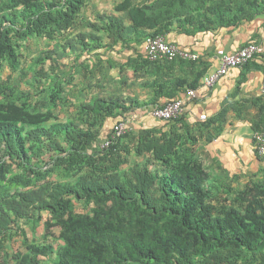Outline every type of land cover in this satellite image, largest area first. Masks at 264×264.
<instances>
[{
    "label": "trees",
    "instance_id": "16d2710c",
    "mask_svg": "<svg viewBox=\"0 0 264 264\" xmlns=\"http://www.w3.org/2000/svg\"><path fill=\"white\" fill-rule=\"evenodd\" d=\"M137 1L116 6L129 12L137 44L164 36L174 22L190 32H213L264 14V0H152L143 6ZM87 2L2 0L0 72L3 64L13 73L21 70L19 50L32 38L59 40L84 24L92 32L76 37L83 55L103 47L97 33L109 39L105 47L121 43L136 50L123 20L99 16L87 23ZM162 63L172 62L143 57L131 67L138 72ZM38 74L49 78L43 70ZM189 87L196 89L198 82ZM60 93L54 79L49 110L34 112L24 93L0 79V264H10L3 256L17 236L26 252H15L13 264H264V179L242 189L214 181L174 127L162 133L130 130L102 148L101 120L126 118L142 106L132 99H97L81 104L77 119L49 123ZM131 155L146 160L124 169ZM54 174L63 177L53 180ZM76 202L91 211L78 213ZM44 212L50 219L44 243L37 244L23 225L37 226ZM54 227L64 242L58 247L49 238Z\"/></svg>",
    "mask_w": 264,
    "mask_h": 264
},
{
    "label": "crops",
    "instance_id": "0c3cea01",
    "mask_svg": "<svg viewBox=\"0 0 264 264\" xmlns=\"http://www.w3.org/2000/svg\"><path fill=\"white\" fill-rule=\"evenodd\" d=\"M123 1L88 0L82 11V18L87 23L96 22L99 16L123 20L128 28L125 36L132 40L136 49L125 48L121 43L105 47L109 39L96 34L102 37L103 47L90 50L88 56L96 57V64L102 67V72L97 76L96 95L89 96L85 102L132 99L131 103L142 106L128 114L134 119L130 128L133 133L143 129L169 132L174 127L183 136L185 148L195 150L197 159L206 165L214 181L230 185L237 179H243L245 183L263 180L264 159L257 154L254 134L264 131V96L261 94L264 51L248 64L231 69L213 88H204L203 82L219 67L222 55L237 52L253 42L264 50V14L243 21L237 27L213 32H190L187 28L179 29L178 23L174 22L163 33L167 41L198 55L199 59L176 60L135 72L131 64L138 61L140 65L146 54L144 43L133 41L129 12L116 9ZM151 3L152 0H139L134 5ZM194 82H198L197 97L188 99L187 91L192 89L189 86ZM178 98L186 99L184 114L178 121H161L144 110L147 106H156V102L163 106ZM204 115L206 119L202 120ZM103 131L102 136L111 132L108 129L103 134Z\"/></svg>",
    "mask_w": 264,
    "mask_h": 264
},
{
    "label": "rangeland",
    "instance_id": "374dc122",
    "mask_svg": "<svg viewBox=\"0 0 264 264\" xmlns=\"http://www.w3.org/2000/svg\"><path fill=\"white\" fill-rule=\"evenodd\" d=\"M84 32H92L86 24L81 25L59 40L50 41L47 39L32 38L26 46H23L19 50L21 70L13 73L7 64H3L0 72L1 81L10 82L11 86L17 92L24 93L28 97L31 110L34 112H47L49 110L51 89L54 79H56V83L60 85L62 93L58 95V106L53 110L54 118L49 123L56 121L68 122L77 119L78 107L83 103H87L85 101L90 98L89 96H94L97 93V76L98 73L102 72V67L99 68L96 64L97 59L95 56L91 57L88 54L83 55L81 53V46L78 44L76 37L79 33ZM38 57L51 58L45 60L43 64L38 65L35 63ZM40 70L48 72L49 78L39 76L38 72ZM128 116L130 115L124 118L118 114L115 118L106 122V127V123L104 124L101 120V130H112L113 126L122 120L127 122V128H131L134 119ZM105 131H103V134ZM107 136V134H104L101 137V142H105ZM145 160L146 157L131 155L124 169ZM62 177L60 174L51 176L53 180L62 179ZM248 183H245L243 179H237L232 184L230 183V186L235 189H242ZM9 187L13 188L12 186ZM233 199L234 195L230 196L228 203L233 202ZM218 200H223V197H218ZM223 204L225 203L223 202ZM75 206L78 213H89L92 208V206L83 205L78 202H76ZM49 219L50 214L44 212L42 220L37 226L32 223L23 225L27 237L31 242L37 244L44 243L43 237L46 233L45 223ZM51 232L49 238L53 245L55 247L62 245L64 242L60 238V228L54 227ZM5 252L3 260L13 264L14 260L11 256L15 252H26V247L22 244V238L19 236L15 237L11 243L6 245Z\"/></svg>",
    "mask_w": 264,
    "mask_h": 264
},
{
    "label": "built area",
    "instance_id": "2783aa9c",
    "mask_svg": "<svg viewBox=\"0 0 264 264\" xmlns=\"http://www.w3.org/2000/svg\"><path fill=\"white\" fill-rule=\"evenodd\" d=\"M146 58L152 62H173L176 60L197 61L199 56L179 47L176 44L169 43L165 36H149L144 42ZM263 48L256 43H249L234 53L224 54L219 58V67L208 76L205 77L203 87L206 89L213 88L223 77L227 76L231 69L244 66L253 60L256 56L262 54ZM261 94L264 96V81L261 87ZM197 97V89H189L187 98L194 99ZM186 99L178 98L166 103L163 106H147L144 108L149 116L165 121L173 122L178 120L185 111ZM206 119V116H201ZM130 131L127 128L125 120L116 123L112 130L111 136L104 142L102 148H108L118 139L122 138ZM254 142L257 154L264 159V131H257L254 134Z\"/></svg>",
    "mask_w": 264,
    "mask_h": 264
}]
</instances>
